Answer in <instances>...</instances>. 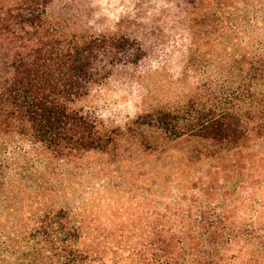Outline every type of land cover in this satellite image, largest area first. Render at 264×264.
<instances>
[{
  "label": "trees",
  "instance_id": "trees-1",
  "mask_svg": "<svg viewBox=\"0 0 264 264\" xmlns=\"http://www.w3.org/2000/svg\"><path fill=\"white\" fill-rule=\"evenodd\" d=\"M185 1L193 15L212 12L224 26L217 31L220 38L227 28L238 31L233 0ZM53 6L54 0H0V201L11 200L17 182L31 180L41 165L71 164L85 153L109 152L116 135L79 102L96 84L146 55L143 42L127 34L67 32L52 14ZM243 18L249 24L255 20ZM231 58L225 81L213 82L205 96L184 108L139 117L141 126L165 139L206 143L202 154L218 161L211 172H224L231 184L218 204L222 209L203 211L180 235L156 233L129 249L126 262L113 252L111 264H264V202L255 196L264 177V41L255 52L231 53ZM210 187L218 189V178ZM232 198L237 204L229 207ZM240 210L247 216L237 219ZM37 222L28 251L0 240V264H110L100 248L80 247L89 237L87 226L80 221L79 227L69 212L49 210ZM233 245L240 251L231 252ZM112 246L122 249L119 243ZM248 248L250 255L243 252Z\"/></svg>",
  "mask_w": 264,
  "mask_h": 264
},
{
  "label": "rangeland",
  "instance_id": "rangeland-1",
  "mask_svg": "<svg viewBox=\"0 0 264 264\" xmlns=\"http://www.w3.org/2000/svg\"><path fill=\"white\" fill-rule=\"evenodd\" d=\"M230 4L238 31L227 28L220 38L217 31L224 26L211 17L212 12L193 15L185 0H54L51 12L67 32L127 34L143 42L146 55L96 84L79 102L116 135L113 148L85 153L71 164L41 165L31 180L18 181L13 200L0 201V240L10 239L18 250L28 251L35 243L32 233L39 216L63 209L79 227L80 221L87 226L89 237L80 247L100 248L110 264L113 252L126 262L129 249L148 243L156 233L180 235L181 228L189 227L203 211L222 209L218 204L231 184L224 172H211L218 161L202 154L206 143L165 139L159 131L141 126L139 117L184 108L205 96L213 82L225 81L231 53L258 49L264 41V0ZM243 17L255 20L249 24ZM140 133L141 140L136 138ZM214 178L218 189L210 187ZM261 178L255 196L264 202ZM236 204L232 198L227 205ZM243 214L240 210L235 217L247 216ZM97 229L108 237H100ZM114 243L122 249H112ZM234 251L239 247L233 245ZM243 252L250 255V248Z\"/></svg>",
  "mask_w": 264,
  "mask_h": 264
}]
</instances>
